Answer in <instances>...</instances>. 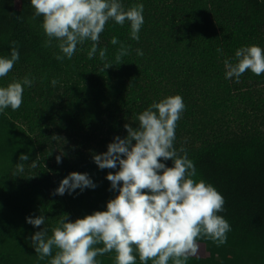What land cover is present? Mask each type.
I'll return each mask as SVG.
<instances>
[{
  "label": "trees",
  "instance_id": "obj_1",
  "mask_svg": "<svg viewBox=\"0 0 264 264\" xmlns=\"http://www.w3.org/2000/svg\"><path fill=\"white\" fill-rule=\"evenodd\" d=\"M137 3L144 6L139 40L131 39L127 22L121 26L109 20L92 58L88 52L93 42L86 40L71 59L58 60L56 57L63 55L58 41L49 42L42 17L34 15L29 0H0V55L8 56L11 48L17 47L16 71L35 82L24 86L18 109L9 107L0 113V264H49L51 256L38 258L31 235L44 227L50 236L63 214L68 221L91 214L90 209L99 205H92L93 195L99 196L103 206L117 194L103 169L92 175L89 166L82 171L71 168L53 177L37 161L41 150L38 137L52 122V116L45 120L44 109L51 103L44 94L51 90L53 80L57 83L61 76L67 78L63 99L66 113L72 115L68 124L77 115H81L79 123L86 124L102 114L114 119L118 110L141 113L158 102L149 95L150 88L157 87V77H166L176 68L185 75L191 69L219 75L225 60L236 62V49L250 45L264 48V0H122L125 10ZM113 37L118 40L115 45ZM122 47L127 54L117 61ZM100 49L106 50L103 59ZM137 49L143 55H137ZM8 79L1 80L0 87L23 81ZM177 153H186L194 163L197 174L193 179L211 184L224 198L218 215L227 220L231 230L226 233V243L219 246L232 249L234 264H264V134L259 130L233 135L216 132ZM21 154L29 157L24 162L26 177L16 168ZM33 160L39 163L38 168L30 166ZM164 163L172 166L170 160ZM71 172L87 173L96 187L76 189L72 192L75 197L67 192L54 194ZM41 214L47 217L44 226L26 223V217ZM198 245L197 254L185 264H202L209 246H218L207 237H201ZM57 251L54 247L52 255ZM115 256L113 251L96 259L99 264H116ZM136 264H141L138 255Z\"/></svg>",
  "mask_w": 264,
  "mask_h": 264
},
{
  "label": "clouds",
  "instance_id": "obj_2",
  "mask_svg": "<svg viewBox=\"0 0 264 264\" xmlns=\"http://www.w3.org/2000/svg\"><path fill=\"white\" fill-rule=\"evenodd\" d=\"M36 17H42V28L49 42L58 41L63 54L58 60L71 59L77 46L90 40L89 58L97 53L100 34L109 20L130 26V37L139 40L144 23L143 3L124 9L122 0H29ZM15 42H13L14 44ZM112 44L118 40L113 37ZM106 50L100 49L103 59ZM127 51L121 48L117 61ZM137 55H143L137 49ZM17 47L10 55H0V77L6 76L19 60ZM235 63L225 60V78L240 77L251 71L264 74V48L258 45L242 46L235 51ZM111 66V65H109ZM107 66V67H109ZM105 67V68H107ZM104 68V69H105ZM53 85L56 81L51 82ZM32 80L12 82L0 87V113L6 108L18 109L22 104L24 86ZM185 110L183 98L172 95L152 103L138 114L135 128L125 124L126 135L116 136L108 143L106 151L93 154L92 160L99 169H117L106 174L110 188L117 192L105 204V210L68 221L63 214L58 226L48 235L41 227L30 239L32 248L43 260L51 256L49 264H99L96 257L115 252L116 264H185L199 250L198 240L207 237L217 245L226 243L230 225L218 213L223 211L224 198L204 180L193 179L196 168L185 153L178 155L174 147L177 121ZM183 151V149H181ZM63 153L57 155L61 163ZM16 165L23 172L29 157L19 156ZM171 161L168 167L164 161ZM31 167H36L33 160ZM96 187L87 173L71 172L54 190L56 195L72 194L76 189ZM47 217H26L33 227L44 226ZM102 244L103 247H96ZM58 249L52 255L53 248ZM136 253V255H134Z\"/></svg>",
  "mask_w": 264,
  "mask_h": 264
},
{
  "label": "rangeland",
  "instance_id": "obj_3",
  "mask_svg": "<svg viewBox=\"0 0 264 264\" xmlns=\"http://www.w3.org/2000/svg\"><path fill=\"white\" fill-rule=\"evenodd\" d=\"M221 68L219 75L205 74L197 69L188 70V75H185L176 72L179 69L176 68L170 74L167 73L166 77H157L156 88L151 84L153 86L149 95L157 97L158 102L172 95H180L183 98L185 110L181 119L177 121L175 132L174 147L177 152L196 141L210 138L216 132L233 135L259 130L264 134V74L257 76L251 71H246L239 82H236L235 78H225V64ZM12 78L16 81L24 79L14 66L6 76L0 78V81L4 79L11 81ZM60 78L51 86V90L44 94V98H48L51 103L50 107L44 109L45 120L52 116V122L50 129L44 132L40 139L38 137L41 150L37 161L42 163L48 174L53 177L66 170L70 171L71 168L82 171V168L86 169L88 166L92 169V175H95L99 168L93 162L92 155L105 152L107 144L112 142L114 137L123 138L127 134L125 124L135 128L138 125V114L130 111L122 114L118 110L113 115L114 119L102 114L97 116L95 121L87 120L86 124L82 122L80 124L78 119L81 115H77L71 124H68L67 121L72 115L66 113L67 105L63 99L66 96L63 82L67 78L66 76ZM33 84L35 82H32ZM37 100V105L40 106V99ZM103 109L98 111L103 112ZM61 153L63 156L61 163L58 164L56 157ZM82 159L84 161H81ZM36 165L34 168H38L39 163ZM103 170L107 174L114 173L117 169ZM22 173L24 175V171ZM71 195L75 197L74 193ZM93 197L92 205L96 203L99 205L92 207L90 211H101L105 205H100L99 196ZM202 264H234L232 249L209 246Z\"/></svg>",
  "mask_w": 264,
  "mask_h": 264
}]
</instances>
